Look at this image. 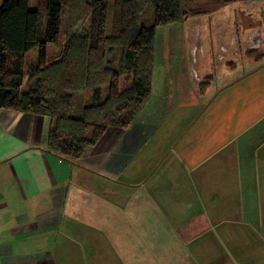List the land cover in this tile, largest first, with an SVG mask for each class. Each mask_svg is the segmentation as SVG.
I'll list each match as a JSON object with an SVG mask.
<instances>
[{
	"label": "crops",
	"instance_id": "0c3cea01",
	"mask_svg": "<svg viewBox=\"0 0 264 264\" xmlns=\"http://www.w3.org/2000/svg\"><path fill=\"white\" fill-rule=\"evenodd\" d=\"M226 41L219 53L226 69L237 65L241 49L243 59L257 66L226 84L197 119L189 113L182 121V98L171 86L167 95L155 101L158 107H166L156 121H138L137 114L126 129L108 127L76 159L49 149V116L0 109V264H140L146 260L152 237L149 201L126 204L132 213L123 215L119 209L117 215L114 207L121 200H114V188L116 184L135 187L142 179L150 185L158 158L159 185L165 176L166 183L177 184L181 173L179 187L191 180L197 182L198 191L207 193L194 203L185 201L186 207L190 203L195 210L204 207L212 212L206 230L216 233L227 251L231 248L240 255L236 264H245L248 251L249 257L257 247L262 251L264 60L248 59L238 39ZM234 43L235 50H231ZM197 50L199 46L191 44L189 56L196 90L202 95L198 84L211 74L201 77L194 68ZM250 131H258L253 135L257 140L253 150L247 151ZM248 182L252 196L243 192L239 199L228 198L231 188L245 190ZM209 191L223 193V197L208 199ZM172 201L181 208V199ZM155 205L161 213L170 209L168 200ZM170 215L173 222L175 215ZM196 222L175 228L170 224L173 232L160 230L162 246L170 245L172 233L180 244L189 240L198 227ZM136 243L140 253L134 257ZM215 247L203 250L210 252L211 264L213 260L227 262L219 258L221 251L214 257ZM232 251H228L229 257ZM252 259L249 263L256 264Z\"/></svg>",
	"mask_w": 264,
	"mask_h": 264
},
{
	"label": "trees",
	"instance_id": "16d2710c",
	"mask_svg": "<svg viewBox=\"0 0 264 264\" xmlns=\"http://www.w3.org/2000/svg\"><path fill=\"white\" fill-rule=\"evenodd\" d=\"M238 1L36 0L31 9L29 0H0V109L49 116V149L79 158L108 127L126 129L150 95L158 26ZM149 10L151 23L140 25ZM33 48L37 61L26 69L25 55ZM245 55L256 63L264 59L263 50ZM210 78L198 84L201 94ZM78 92L87 95L72 116Z\"/></svg>",
	"mask_w": 264,
	"mask_h": 264
},
{
	"label": "rangeland",
	"instance_id": "374dc122",
	"mask_svg": "<svg viewBox=\"0 0 264 264\" xmlns=\"http://www.w3.org/2000/svg\"><path fill=\"white\" fill-rule=\"evenodd\" d=\"M29 5L31 9H36V0H29ZM151 20V10L146 11L141 17L140 25L147 26L151 23ZM196 22L198 23V26L194 27L193 24ZM43 24L44 14L41 13L40 25L42 28L44 27ZM110 25L111 19L108 15V29L110 28ZM259 25L262 29H260ZM226 38L238 39L239 46H244L247 52L252 49H255L256 51H264V0H241L231 3L230 5L228 4V6L213 9L210 14L188 18L187 20L173 24L158 26L155 30L154 37L151 92L138 111V114H140L138 121L147 122L152 120L153 122L156 121L157 116H161L162 110L166 107H158V104L156 105L155 101L159 96L167 95L169 91L168 87L171 86L173 87V92L175 91L177 96L182 98L183 104L182 109L180 110L182 121L186 119L189 113L191 116L194 113V115H196L195 119H197L199 117L198 114L201 115L204 110L214 103V98L220 91H223L222 88L226 84L236 80V78L243 73L253 71V68L257 65L249 63V61L243 59L241 52L242 49L239 53L241 58L236 59L237 65L230 68V70L226 69L223 64L224 62L219 59V53L221 52L220 45L221 43H228ZM245 39L247 40L246 42ZM191 44H195L196 47L199 46V51L197 50L195 54L197 63L194 65V68L197 69L201 77L205 74H211L209 89L202 95L196 90L195 75L191 65V58L189 56V48ZM233 46H235V43L230 47L231 50H235ZM48 50V59L50 60L52 56V48L50 47ZM230 52L231 51L229 50V56L231 55ZM33 56L34 62H36L37 48H33L26 53V69L33 60ZM86 93L87 92H78L74 94V107L71 111L72 116L78 115ZM209 104L210 106H208ZM154 106L157 107L154 108ZM169 108H171V106ZM191 108H193L192 112H190ZM189 129L190 128H188V130ZM185 132L186 131L183 132V135ZM257 133L258 131L249 132L250 140L248 141L247 151L253 150L254 144L257 140L253 135H257ZM258 135H261V133ZM160 159L161 158H158L152 170V181L150 185L142 179L135 187H126L116 184V187L114 188V200H121V205L117 206V208L114 207V213H117V215L120 213L119 209L123 215L132 213L131 211H127L126 204L142 199L149 201L150 206L148 208L150 209V220L148 224L151 227L152 237L150 248L147 251V259L140 264H211L208 259L210 252L203 253V250L208 249V247L211 246H216L214 257H218L221 251L222 255L219 258L226 259L227 261L220 262L213 260L212 264H236L237 262L234 260H238V256L240 255L235 254L229 247L230 249H228V251H232V257H229L228 251L223 248V242H221L219 238L217 239L216 233L211 230H206V225L208 224L207 220L212 215V212L206 211L204 207L202 209L199 207L201 210H195L190 203H187L188 208L186 207L185 201L194 203L197 199L206 197L207 193L205 194L203 191H198L197 182L191 180L188 181V184L183 181L182 187H179L178 181L181 173L177 184L166 183L167 176H165L166 179L164 180V183L159 185L158 182H156V176ZM192 176L193 174H191V179ZM248 179L249 177H247V180ZM249 183L251 182L246 184L247 189L245 190L237 189L238 186L233 189L231 188L228 198H231L232 200L239 199L243 192L248 198V195L252 196ZM209 195L208 199L223 197V193L217 194L215 191H209ZM172 199H181V208L175 206ZM164 200L169 201L170 209L168 211L172 212V216L175 215L173 222L170 221L171 212L166 211L161 213L159 212L160 208L155 205ZM179 205L180 204L178 203V206ZM174 207H177L178 210H172ZM162 219H165V221L161 222ZM194 219L197 221L195 224L198 225V227H195L196 230L191 234L189 240L185 241L183 239L180 244L179 241L176 240L177 236L172 233L170 245L166 247L164 245L162 246L164 235L160 237V230L164 232H173V228H175L176 225H188ZM161 223L163 224L162 227H160ZM170 224L173 225V228H171ZM199 227H202L200 231H198ZM154 234H157L158 237H154ZM174 236H176V239ZM156 244H159V246H156ZM262 246L264 247V241ZM249 248L250 247H248V249ZM248 252L249 253L245 259L246 262L243 263L250 264L249 262H251V259L253 258L252 260H254L256 264H264V248L261 251L260 248L257 247L253 252V257H249L251 256V251ZM139 253L140 250L137 249L136 243L134 257ZM228 260H230V262Z\"/></svg>",
	"mask_w": 264,
	"mask_h": 264
}]
</instances>
